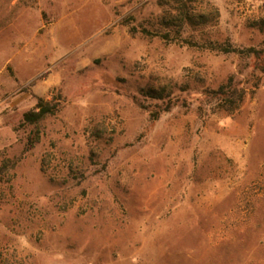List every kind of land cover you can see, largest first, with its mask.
I'll return each mask as SVG.
<instances>
[{
  "label": "rangeland",
  "instance_id": "rangeland-1",
  "mask_svg": "<svg viewBox=\"0 0 264 264\" xmlns=\"http://www.w3.org/2000/svg\"><path fill=\"white\" fill-rule=\"evenodd\" d=\"M173 2L0 0V264H264V0Z\"/></svg>",
  "mask_w": 264,
  "mask_h": 264
},
{
  "label": "trees",
  "instance_id": "trees-1",
  "mask_svg": "<svg viewBox=\"0 0 264 264\" xmlns=\"http://www.w3.org/2000/svg\"><path fill=\"white\" fill-rule=\"evenodd\" d=\"M164 20L169 26L179 27L181 30L188 24H204L207 23L206 14L193 9L187 0H174L170 9L164 16ZM260 26L264 28V18L260 20ZM135 30V28H134ZM138 31V30H137ZM145 34L153 35L147 28L141 30ZM247 51L254 52L255 48H249ZM214 99V107L222 109L230 113L237 111L245 100L247 89L241 86L234 77H230L227 82L223 83L218 89L212 91ZM146 96L153 99L162 100L166 106L162 109H150L152 119H158L163 111H169L173 106L179 103V98L173 96L172 92L162 89H149ZM65 105V98L59 96L37 97V103L34 108L26 111L23 116L24 123L38 124L49 115L57 114Z\"/></svg>",
  "mask_w": 264,
  "mask_h": 264
}]
</instances>
